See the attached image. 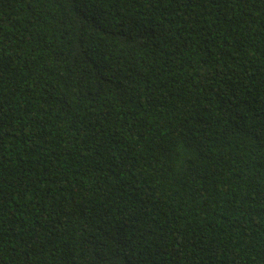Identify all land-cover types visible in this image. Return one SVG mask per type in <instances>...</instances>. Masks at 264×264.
Returning <instances> with one entry per match:
<instances>
[{
  "label": "trees",
  "instance_id": "1",
  "mask_svg": "<svg viewBox=\"0 0 264 264\" xmlns=\"http://www.w3.org/2000/svg\"><path fill=\"white\" fill-rule=\"evenodd\" d=\"M0 264H264V0H0Z\"/></svg>",
  "mask_w": 264,
  "mask_h": 264
}]
</instances>
